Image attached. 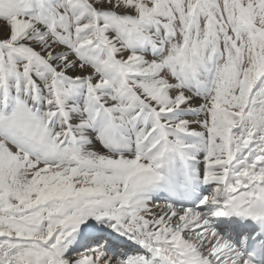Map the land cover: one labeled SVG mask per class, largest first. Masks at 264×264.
I'll return each mask as SVG.
<instances>
[{
	"label": "snow or ice",
	"instance_id": "snow-or-ice-1",
	"mask_svg": "<svg viewBox=\"0 0 264 264\" xmlns=\"http://www.w3.org/2000/svg\"><path fill=\"white\" fill-rule=\"evenodd\" d=\"M0 264H264V0H0Z\"/></svg>",
	"mask_w": 264,
	"mask_h": 264
}]
</instances>
